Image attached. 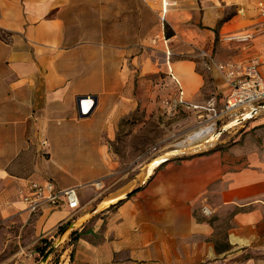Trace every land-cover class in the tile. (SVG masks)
I'll use <instances>...</instances> for the list:
<instances>
[{
  "label": "crops",
  "instance_id": "crops-1",
  "mask_svg": "<svg viewBox=\"0 0 264 264\" xmlns=\"http://www.w3.org/2000/svg\"><path fill=\"white\" fill-rule=\"evenodd\" d=\"M247 1H203L200 17L188 0H0V230L17 225L25 236L50 241L72 221L63 208L29 215L17 191L31 182L78 187L73 220L111 200L98 199L117 165L106 143L136 108L133 66L140 76L153 73L137 52L153 31L141 40L133 25H124L127 17L175 5L165 20L167 39L187 34L191 20L190 30L201 37L192 42L209 50L222 10L241 12ZM230 34L237 33L224 36ZM261 48L233 60L264 58ZM169 66L186 104L226 93L216 71L207 82L192 61L172 58ZM83 96L94 97L95 106L79 118L76 99ZM127 193L77 230L83 233L64 249L62 264H264V136L261 143L249 138L166 161L112 199Z\"/></svg>",
  "mask_w": 264,
  "mask_h": 264
},
{
  "label": "rangeland",
  "instance_id": "rangeland-1",
  "mask_svg": "<svg viewBox=\"0 0 264 264\" xmlns=\"http://www.w3.org/2000/svg\"><path fill=\"white\" fill-rule=\"evenodd\" d=\"M203 1L205 2L206 0H191V3L188 0V8L192 7L193 11H198L201 17ZM255 2L256 0H248L243 8H238V10L242 9L240 13L235 11L234 7L222 10V17L214 27V39L209 50L206 46H200L192 42L191 39L199 40L201 37L194 35L190 30L188 24L191 23V20L185 25L187 34H185L186 32L173 33V35L171 33V39L165 37L167 32L170 33V30L168 27L164 29L163 26L165 25V20H167L169 9L173 11L172 8H175V5H167L165 12H161V9H159L153 15L148 11L139 13L136 17L133 15L132 18L124 14V18L125 16L127 17V20H124V25L128 27L133 25L135 27L133 32L141 40L148 31H153L151 37L147 40V44H140L137 47L138 55L152 63L153 73L147 76H140L139 69L133 66L134 71L131 73V81L136 99V108L119 122L114 140L106 143L108 151L114 156L113 159L117 165L115 174L106 183L109 187L98 198L99 200L102 198L112 199L132 189L142 181L145 170H148L152 162L160 158L170 157L167 154L170 151H174V148L171 147L172 144L183 140L188 134L198 128L208 125L205 123L203 116L200 115L202 117H199V114L194 110H187L183 106L173 105V101L178 98V91L169 76L167 66L170 71L169 62L172 58L192 61L195 64V71L205 81L209 82L211 81L208 77L210 72H205L202 69L199 58L200 52H206L213 58L217 55L220 56L222 60L219 63H227L242 57L253 52L254 48L262 52L264 22L256 15L253 7ZM233 15H237V18L220 32L219 28L222 23L228 21ZM197 26L200 28V20ZM130 29H124V38L130 36L132 32ZM246 31L247 33L252 32L253 35L252 42L245 49L243 48L244 45L240 43L225 44L220 39L227 33H244ZM161 65H163V69ZM209 96L215 97V100L219 102L222 100L223 95L221 92L211 93L206 95L203 101ZM227 124H217L215 133L221 129L225 131L221 134L216 133L218 134L216 142L196 154L227 148L235 141L242 142L249 138L254 142H262V137L264 136V111L257 112L253 117L243 120L240 124L230 129L229 127L224 128ZM196 154H182L168 159L184 158ZM90 197H92V194L88 196V198ZM93 206H87L85 212L89 211ZM6 230L7 232L0 230V264H37L42 257L40 250L44 249V243L41 239L34 240L25 236L17 225H12ZM68 237L59 247L52 251L45 264H62L64 249L69 244ZM54 239L56 237L51 239L50 242ZM47 248H45L44 252Z\"/></svg>",
  "mask_w": 264,
  "mask_h": 264
},
{
  "label": "built area",
  "instance_id": "built-area-1",
  "mask_svg": "<svg viewBox=\"0 0 264 264\" xmlns=\"http://www.w3.org/2000/svg\"><path fill=\"white\" fill-rule=\"evenodd\" d=\"M255 10L258 16L264 19V0H259L255 4ZM250 38L251 34L244 32L226 35L222 37V41L246 44ZM199 58L205 72L216 71L219 74L225 85L226 93L219 102L215 100V97L209 96L201 104L189 105L183 100L181 91H178V98L173 101L174 106L180 105L187 110H194L199 114V117L203 116L205 123L212 125L214 130L217 124L238 120L247 113L259 110L264 106V58L254 56L219 63L206 52H200ZM167 69L170 78L174 80L168 66ZM90 186L97 189L98 183ZM17 196L29 215L44 208H63L69 212L68 220L71 221L80 210L78 187L56 189L48 181L31 182L19 189ZM200 212L204 216L210 215V211L204 207Z\"/></svg>",
  "mask_w": 264,
  "mask_h": 264
},
{
  "label": "water",
  "instance_id": "water-1",
  "mask_svg": "<svg viewBox=\"0 0 264 264\" xmlns=\"http://www.w3.org/2000/svg\"><path fill=\"white\" fill-rule=\"evenodd\" d=\"M95 106V98L92 96H83V97H78L76 99V109H77V115L79 118H84L87 117L90 112L92 111V109ZM259 111H264V106L260 107L259 110H255L254 112H251L247 115H244L242 118L232 121L231 123H228L224 128L229 127L232 128L238 124H240L243 120L249 119L251 117H253L254 114H256ZM223 131H225L224 129L218 130L216 133H222ZM198 153V152H196ZM196 153H192V154H196ZM176 156H180V155H173L171 157L168 158H173ZM163 159L160 160L158 162H156V164H153L154 166L151 167V169L149 171H147L145 177H143L142 179V183H145L147 181V179L149 178V176L151 175V173L153 172V170L162 165L164 162L169 161V159ZM128 197V193L124 194L118 198L115 199H111L109 201H103L99 204H97L96 206H94L91 210H89L88 212L84 213L83 215L77 217L76 219L72 220L71 222H69L58 234L56 239L52 240L50 242L49 247L47 248V250L42 254L41 259L39 260V262L37 264H45L48 256L52 253V251L59 247L62 242L72 233L75 232L77 230H79L87 221H89L91 218H93L94 216L98 215L99 213L114 207L115 205H117L119 202L125 200Z\"/></svg>",
  "mask_w": 264,
  "mask_h": 264
},
{
  "label": "bare ground",
  "instance_id": "bare-ground-1",
  "mask_svg": "<svg viewBox=\"0 0 264 264\" xmlns=\"http://www.w3.org/2000/svg\"><path fill=\"white\" fill-rule=\"evenodd\" d=\"M214 131L215 130L213 129L212 125H209V124L198 128L197 130L188 134L183 140L172 144L171 147L174 148V151H170V153H168L167 156L171 157L173 155H176V154L178 155L180 153L192 154V153H196V152L209 148L217 140L218 134H216ZM163 159H166V158H160L152 162L149 165L148 170H145V174L143 176L145 177L146 171H149L151 167L154 166L153 164H156V162L163 160Z\"/></svg>",
  "mask_w": 264,
  "mask_h": 264
},
{
  "label": "trees",
  "instance_id": "trees-1",
  "mask_svg": "<svg viewBox=\"0 0 264 264\" xmlns=\"http://www.w3.org/2000/svg\"><path fill=\"white\" fill-rule=\"evenodd\" d=\"M163 28L165 29L166 28V26L164 25L163 26ZM165 37H170V33H166V35H165ZM68 223H66L65 225H67ZM64 225V226H65ZM63 226V227H64ZM63 227H60L58 230H57V234L63 229ZM82 233H83V229L80 231V232H74V233H71L70 234V236L68 237V241H69V244H72L73 242H75L78 238H79V236H81L82 235ZM41 241L44 243V249H41L40 251V253H42L43 254V252H44V250H45V248H47L48 246H49V242L50 241H47V240H45V239H41ZM68 244V245H69Z\"/></svg>",
  "mask_w": 264,
  "mask_h": 264
}]
</instances>
